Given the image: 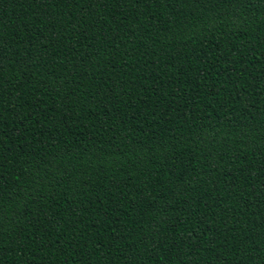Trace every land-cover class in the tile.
Masks as SVG:
<instances>
[{
	"label": "trees",
	"instance_id": "16d2710c",
	"mask_svg": "<svg viewBox=\"0 0 264 264\" xmlns=\"http://www.w3.org/2000/svg\"><path fill=\"white\" fill-rule=\"evenodd\" d=\"M0 264H264V0H0Z\"/></svg>",
	"mask_w": 264,
	"mask_h": 264
}]
</instances>
